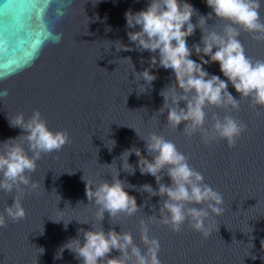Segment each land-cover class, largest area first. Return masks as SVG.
Listing matches in <instances>:
<instances>
[{"label": "water", "instance_id": "water-1", "mask_svg": "<svg viewBox=\"0 0 264 264\" xmlns=\"http://www.w3.org/2000/svg\"><path fill=\"white\" fill-rule=\"evenodd\" d=\"M200 15H212L208 25L222 31L225 22L218 21L206 0H185ZM150 0H0V143L26 135L12 128L9 119L23 113L26 118L39 110L53 131H66L68 143L59 151L43 154L37 169L30 173L39 187L22 198L26 218L8 220L0 227V264H82L69 250L62 259H54L59 248L78 236V229L92 230V224L104 231L132 238L134 247L143 252L139 225L148 224L150 236L160 241L161 264H264V107L241 98L229 82L228 91L239 101V110L215 107L206 109V126L213 117L232 115L247 125L235 148L224 140L205 142L199 133L188 136L182 123L178 128L167 122L159 93L175 81L154 71L156 83L151 92L137 95L131 64L120 60L131 57L137 72L150 67V57L141 51H119L109 42L130 44L127 33L139 27H126L125 14L148 7ZM264 21V4L260 10ZM198 23V16L193 17ZM110 29V30H109ZM197 28L188 39L189 47L201 42ZM241 43L246 55L264 60V39L241 30ZM192 59L199 62L193 54ZM207 59V57H205ZM206 70L226 79L219 64ZM181 108H186L182 101ZM156 137L172 141L190 165L203 174L206 183L224 199L223 212L212 218L210 234L205 237L185 223L179 233L159 222L161 198L139 192L144 186L158 191L155 181L141 179L136 173L122 170L121 153L134 149L151 164L145 144L137 138ZM107 139L116 146L109 151ZM3 146L0 145V148ZM27 148V144H24ZM31 154V153H29ZM115 161V162H114ZM114 162V163H113ZM113 163V165H111ZM129 165L135 169L134 157ZM111 165V166H108ZM119 180L136 189L127 196L140 211L135 220L116 219L108 214L100 222L94 201L86 196V182L93 185ZM162 182L171 185L167 171ZM15 192L0 191V213L14 204ZM65 221L73 220L65 229ZM44 252L42 253V249ZM111 254L110 260H117Z\"/></svg>", "mask_w": 264, "mask_h": 264}, {"label": "clouds", "instance_id": "clouds-1", "mask_svg": "<svg viewBox=\"0 0 264 264\" xmlns=\"http://www.w3.org/2000/svg\"><path fill=\"white\" fill-rule=\"evenodd\" d=\"M206 3L216 19L225 22L222 31L208 25L211 14L207 17L200 15L185 0H150L146 9L138 12L129 10L125 14L127 28L139 27V31L127 33L134 47L119 40L109 43L117 52L138 50L150 57V67L142 72L136 71L131 57L120 59L131 64L138 96L152 91L156 83L154 71L169 75L175 81L176 86L165 87L159 93L163 108L156 116L167 112L168 124L178 128L183 123L188 136L199 133L206 143L220 139L226 141L229 148H235L238 139L247 131V125L229 114L223 118L214 116V123L208 128L206 109L239 110V101L228 91L229 82L241 98L264 107V60L250 59L240 40L241 30L264 39V21L260 16L264 0H206ZM197 16L198 23L194 24L193 17ZM197 28L202 33L201 42L189 47L187 41L195 35ZM193 54L199 62L192 59ZM217 63L226 79L206 70L210 64ZM2 95L6 93H0ZM182 101L186 108L180 107ZM9 124L27 134L0 143L3 146L0 148V191L16 193L14 204L0 213V227L5 226L9 219L20 221L26 218L22 198L28 191L39 187L29 174L36 171L43 154L59 151L69 141L66 131H53L48 127L39 110L28 118L20 113L9 119ZM137 138L143 141L145 154L154 158L153 162H145L134 149L122 152L120 159L124 173L129 176L138 173L141 179L153 180L158 185V191L148 186L139 189L141 194L149 198L158 195L162 201L159 218L154 214L149 220L159 222L174 233H179L187 222L195 232L207 237L212 218L224 210L223 196L206 183L203 174L190 165L188 158L172 141L156 137L142 139L138 135ZM105 146L111 151L116 141L107 139ZM129 157L135 158V169L129 165ZM165 170L172 181L170 186L162 182L161 173ZM119 175L117 170L111 183L105 180L95 185L82 177L86 182V196L97 206L96 216L100 222L106 213L111 222L116 219L135 220L140 212L126 194V189H136L121 182ZM51 220L62 222L65 229L73 220L89 224L78 219ZM80 234L83 240L70 239L59 248L54 259H62L63 252L69 250L82 264H161V244L150 236L148 224L139 225V239L145 248L143 252L134 247L130 236L121 234L117 237L114 232L106 233L102 223L100 227L92 224V230L78 229V236ZM40 249L43 253L44 249ZM111 254L119 258L110 260Z\"/></svg>", "mask_w": 264, "mask_h": 264}]
</instances>
